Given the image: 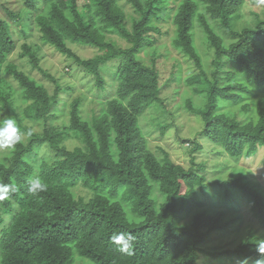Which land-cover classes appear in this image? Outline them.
Listing matches in <instances>:
<instances>
[{
    "label": "trees",
    "instance_id": "trees-1",
    "mask_svg": "<svg viewBox=\"0 0 264 264\" xmlns=\"http://www.w3.org/2000/svg\"><path fill=\"white\" fill-rule=\"evenodd\" d=\"M125 1L131 11L119 0H21L16 11L12 2H0L18 31L25 35L36 27L40 42L69 61L67 73L90 78L86 82L102 96L92 99L95 106L84 116L87 97L77 94L68 122L58 124V105L75 84L64 71L40 65L42 45L24 40L18 54L48 82L7 61L16 39L0 16V119L12 118L22 132H31L13 151H0V183L19 187L0 202V264H76V256L77 264H210L199 261L201 253L255 264L257 239H264V190L246 176L212 183L221 191L218 202L248 201L263 230L247 227L228 248L201 247L213 233L237 227L222 210L194 211L207 193L201 163L192 159L185 167L165 149L157 155L139 119L158 105L173 117L172 108H183L201 122L197 135L229 158L251 159L262 149L264 161V9L253 11L254 25L237 29L233 17L245 0ZM165 21L175 31L171 47ZM197 36L210 51V68ZM77 46L97 52L87 57ZM171 50L180 57L162 73L158 59H168ZM151 123L157 138L171 124L158 111ZM72 137L81 144L69 149L64 142ZM190 142V154L203 149L196 137ZM37 174L49 187L34 197L27 181ZM189 215L190 222L181 223ZM120 232L136 237L128 253L111 241Z\"/></svg>",
    "mask_w": 264,
    "mask_h": 264
},
{
    "label": "rangeland",
    "instance_id": "rangeland-1",
    "mask_svg": "<svg viewBox=\"0 0 264 264\" xmlns=\"http://www.w3.org/2000/svg\"><path fill=\"white\" fill-rule=\"evenodd\" d=\"M12 2L10 7L14 8L16 11L17 8L21 5V0H9ZM8 0L5 1V5L8 6ZM16 1V2H15ZM0 3V16L8 19L11 24V28L13 31V36L16 39V48L8 54L7 61L19 64V67L22 68L26 72H31V74L35 77H39L41 80H45L48 82L47 78H43L41 75H37L34 69H32L31 65L28 62L19 56L20 43L24 40H27L29 43H36L41 46V55L43 56L42 61H40V65L44 66V69L50 68L49 70L53 73L55 71H64V78L71 77V82L75 84V91L68 96V94L61 98L62 100L58 107H60L59 112V120L58 124H60L63 120L68 122V110L70 101L73 100L77 94L83 93L84 96L87 97L86 103L83 105V115L86 116L87 113L90 112L92 108L95 106V102L92 101L93 98H102V96L97 95L98 92L95 90L92 81L86 82L88 77L80 75V73L71 72V76L67 73L65 65L69 63L64 59V55L58 52L52 45L49 43L42 44L39 40V33L36 27L30 30H27V33L24 35L17 29L16 22H18L13 17L6 15ZM124 11H131V7L126 3L125 0H119ZM16 8V9H15ZM258 9V5L252 2V0H245L243 6L239 13H237L233 18L234 26L237 29H241L245 24H255L253 22L254 14L253 11ZM264 6H261L259 10L262 12ZM169 21V20H168ZM164 28L170 29V37L168 42L166 43L167 47H171V40L175 35V31L172 28L170 22L165 21ZM198 32V30H197ZM199 36L195 37L198 48L203 57L202 61L207 68H210V51L203 45L199 43ZM199 42V43H198ZM89 47V46H86ZM77 50L79 53L90 57L94 55L97 51L95 49L91 50L90 48L78 47ZM162 51L167 53L166 48L163 46L161 48ZM169 51V50H168ZM141 56L143 58L147 57L146 52H142ZM168 59L159 58V67L162 69V73L167 72L170 64L174 60V58L180 57L175 50H171L168 54ZM182 62L181 68L185 73H187V65L188 63L184 59H180ZM185 61V62H184ZM116 61H111L112 64H116ZM6 78H9L7 73H4ZM75 75L76 77L72 76ZM66 76V77H65ZM108 77V74H107ZM110 80V79H109ZM109 89V88H108ZM169 91V89H167ZM264 92V89L261 90ZM198 96V95H197ZM179 99V98H178ZM91 100V101H89ZM180 100H183V96H181ZM264 100V99H263ZM172 108V107H171ZM158 111V114L165 121L171 122L170 127L166 130L164 136L162 138L155 137L154 133L159 131L158 127L151 123V115ZM174 112V117L168 114L163 108L158 105L156 110L154 109V113H146L147 115L143 118L139 119V126L142 128L147 140L149 142V147L157 154L162 155V150L165 149L169 152L172 159H174L177 163L184 165L185 167L192 166V159L196 164L201 163V167L199 168L198 173L204 174L206 182H208V186L205 188L207 190L206 194L201 195L202 204L198 207H195L194 211H198L200 209H206L208 211L213 210H222L225 212L226 217L232 219L234 221L235 232H221V235L218 236L213 233L207 241H205L201 247H205L207 249L211 248H219L224 249L228 248L230 245L234 243V241H239L240 237L244 233L247 227L258 228L259 230H263L262 225H260L259 221L252 216V212L250 210V204L248 201L244 199H236L235 202H228L223 199V202H218L219 198L222 197L220 188L213 187L211 184L215 181H222L227 178H233L237 176H246L245 180L251 182L253 185H257L260 189L264 190V161L263 158V150L260 149L256 156L249 158L241 157L239 159L229 158L226 153L222 151L219 146L214 145L208 139L203 138L201 135H197V131L201 129V122L198 121L195 117L189 116L188 113L183 108H174L171 109ZM150 115L148 118L147 116ZM154 126V127H153ZM153 127V129H152ZM35 129H40L39 125H34ZM196 137V139L202 144L203 149L190 154L189 149L192 146L190 140ZM65 145L69 149H73L76 146L81 144L80 140L72 137L68 140H65ZM154 194L159 200H163L164 196L157 191H154ZM220 196V197H219ZM218 200V201H217ZM191 216H187L183 218L181 223L190 222ZM239 226V228H238ZM239 229V230H238ZM231 231V230H230ZM201 259L199 260L201 263L210 262V264H241L238 260L231 262L228 258L219 259V260H211L209 255L200 254ZM79 262V258L76 256L75 263ZM81 264H84L83 262Z\"/></svg>",
    "mask_w": 264,
    "mask_h": 264
},
{
    "label": "clouds",
    "instance_id": "clouds-1",
    "mask_svg": "<svg viewBox=\"0 0 264 264\" xmlns=\"http://www.w3.org/2000/svg\"><path fill=\"white\" fill-rule=\"evenodd\" d=\"M258 6H264V0H257ZM31 132H22L16 122L12 118L0 119V151H13L18 144H21L26 136H30ZM27 193L30 196L38 197L40 193L46 192L49 185L38 174L30 177L27 181ZM19 191V187L15 183L3 184L0 183V202L8 200L12 194ZM136 237L131 232H120L113 234L111 241L118 246V251L128 253L132 248ZM256 252L259 258L255 264H264V239H257ZM246 264V261L243 262Z\"/></svg>",
    "mask_w": 264,
    "mask_h": 264
}]
</instances>
